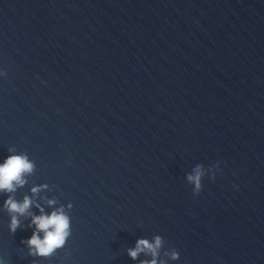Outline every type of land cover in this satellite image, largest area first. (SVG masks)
<instances>
[{"label":"water","instance_id":"obj_1","mask_svg":"<svg viewBox=\"0 0 264 264\" xmlns=\"http://www.w3.org/2000/svg\"><path fill=\"white\" fill-rule=\"evenodd\" d=\"M22 153L3 264H264V0H0V163ZM10 195L63 207L65 246L29 255Z\"/></svg>","mask_w":264,"mask_h":264},{"label":"clouds","instance_id":"obj_2","mask_svg":"<svg viewBox=\"0 0 264 264\" xmlns=\"http://www.w3.org/2000/svg\"><path fill=\"white\" fill-rule=\"evenodd\" d=\"M9 152H15V149L9 148ZM35 162L30 160L27 154L9 155L3 163H0V192L14 193L19 187L26 184L25 176L34 171ZM202 169L197 167L195 175L189 176L190 182L195 184V196L200 195ZM42 187H47L46 185ZM32 193L36 194L41 191V187H33ZM55 200H48L49 206L55 205ZM33 200L29 196H25L22 201L16 200L13 196H8L4 201V207L11 215L9 230L15 234L21 226V216H31V224L28 227L35 226V231L31 237L22 241L29 249V255L49 257L57 250L65 246L67 239L71 236V218L65 213L61 207L45 214L41 209L40 215H35L30 211ZM41 233L43 236L41 237ZM163 240L160 236L154 238V242L148 239H139L135 248L128 249V255L132 259H137L141 253L150 254L153 257L159 255L158 250L162 247ZM172 259H179V253L173 252ZM0 264H3L0 261ZM142 264H159L157 259L150 261H142Z\"/></svg>","mask_w":264,"mask_h":264}]
</instances>
